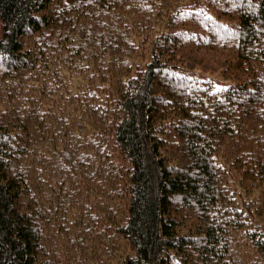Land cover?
Instances as JSON below:
<instances>
[{"label": "trees", "instance_id": "obj_1", "mask_svg": "<svg viewBox=\"0 0 264 264\" xmlns=\"http://www.w3.org/2000/svg\"><path fill=\"white\" fill-rule=\"evenodd\" d=\"M0 27V264H264V0H0Z\"/></svg>", "mask_w": 264, "mask_h": 264}, {"label": "rangeland", "instance_id": "obj_2", "mask_svg": "<svg viewBox=\"0 0 264 264\" xmlns=\"http://www.w3.org/2000/svg\"><path fill=\"white\" fill-rule=\"evenodd\" d=\"M0 34H1V27H0ZM211 75L214 78L216 85H220V84L222 85L224 83L223 79L220 78V75H218V74L217 75L211 74ZM216 78L219 80H217Z\"/></svg>", "mask_w": 264, "mask_h": 264}]
</instances>
